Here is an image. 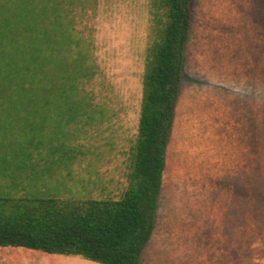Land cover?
Wrapping results in <instances>:
<instances>
[{"label": "rangeland", "instance_id": "374dc122", "mask_svg": "<svg viewBox=\"0 0 264 264\" xmlns=\"http://www.w3.org/2000/svg\"><path fill=\"white\" fill-rule=\"evenodd\" d=\"M66 6L90 67L77 80L79 116L29 136L24 126L42 112L0 110V195L118 200L130 183L156 36L152 0ZM184 62L141 264H264V0H195ZM55 147L74 157L51 155ZM0 264L101 263L0 247Z\"/></svg>", "mask_w": 264, "mask_h": 264}, {"label": "trees", "instance_id": "16d2710c", "mask_svg": "<svg viewBox=\"0 0 264 264\" xmlns=\"http://www.w3.org/2000/svg\"><path fill=\"white\" fill-rule=\"evenodd\" d=\"M194 2L152 0L156 36L146 63L133 169L123 197L79 202L0 195V247L81 256L101 264H141L156 227ZM66 4L0 0V62H20L0 67V110L42 112L38 124L24 126L29 136L71 123L81 109L77 80L89 75L90 67L72 33V8ZM49 111L61 114L54 119ZM62 148L50 154L60 152L61 160H71L74 155L62 154Z\"/></svg>", "mask_w": 264, "mask_h": 264}]
</instances>
